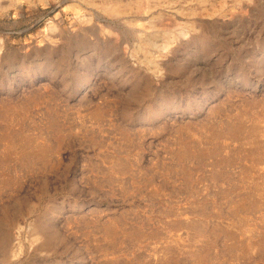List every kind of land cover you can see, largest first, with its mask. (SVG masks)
<instances>
[{
    "label": "rangeland",
    "instance_id": "rangeland-1",
    "mask_svg": "<svg viewBox=\"0 0 264 264\" xmlns=\"http://www.w3.org/2000/svg\"><path fill=\"white\" fill-rule=\"evenodd\" d=\"M0 264H264V0H0Z\"/></svg>",
    "mask_w": 264,
    "mask_h": 264
}]
</instances>
